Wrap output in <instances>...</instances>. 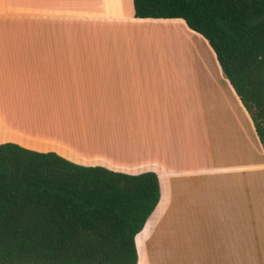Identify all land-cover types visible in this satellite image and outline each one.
<instances>
[{
  "label": "crops",
  "instance_id": "obj_1",
  "mask_svg": "<svg viewBox=\"0 0 264 264\" xmlns=\"http://www.w3.org/2000/svg\"><path fill=\"white\" fill-rule=\"evenodd\" d=\"M175 19L138 18L133 0H0V143L155 171L138 264H264V170L245 166L233 86L237 102L201 101L194 78L128 55Z\"/></svg>",
  "mask_w": 264,
  "mask_h": 264
},
{
  "label": "trees",
  "instance_id": "obj_2",
  "mask_svg": "<svg viewBox=\"0 0 264 264\" xmlns=\"http://www.w3.org/2000/svg\"><path fill=\"white\" fill-rule=\"evenodd\" d=\"M138 18H181L206 39L264 150V0H133ZM161 199L155 171L85 165L0 143V264H138Z\"/></svg>",
  "mask_w": 264,
  "mask_h": 264
},
{
  "label": "rangeland",
  "instance_id": "obj_3",
  "mask_svg": "<svg viewBox=\"0 0 264 264\" xmlns=\"http://www.w3.org/2000/svg\"><path fill=\"white\" fill-rule=\"evenodd\" d=\"M125 5V9H127L126 2ZM167 25L171 28L166 27ZM163 27L172 30H165V33L163 32V35H160L156 41L153 40L152 43L136 44L132 47L131 54L128 55L140 61L149 58L151 62L147 66L148 73H170L187 76L191 80L194 78L201 101L204 98L211 99L214 97L213 92L216 91V88H220L226 94L224 91L226 88L229 98L232 97L237 102L238 98L234 90L233 94L231 90L233 88L224 75L209 43L182 19L167 22V24H163ZM209 88L211 93H208ZM204 91H206L205 94ZM243 122L245 125L244 134L249 138H245L244 150L253 155V158L249 154L244 158L245 166L256 165L264 170V151L246 110H244Z\"/></svg>",
  "mask_w": 264,
  "mask_h": 264
}]
</instances>
